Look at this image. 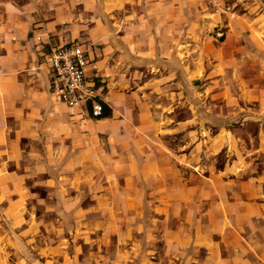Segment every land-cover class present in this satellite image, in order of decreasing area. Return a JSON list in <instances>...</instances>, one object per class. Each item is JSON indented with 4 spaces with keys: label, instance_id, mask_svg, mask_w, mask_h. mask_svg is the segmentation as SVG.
Listing matches in <instances>:
<instances>
[{
    "label": "crops",
    "instance_id": "obj_1",
    "mask_svg": "<svg viewBox=\"0 0 264 264\" xmlns=\"http://www.w3.org/2000/svg\"><path fill=\"white\" fill-rule=\"evenodd\" d=\"M221 2L0 0V264H264V0ZM73 42L107 117L50 94Z\"/></svg>",
    "mask_w": 264,
    "mask_h": 264
},
{
    "label": "built area",
    "instance_id": "obj_2",
    "mask_svg": "<svg viewBox=\"0 0 264 264\" xmlns=\"http://www.w3.org/2000/svg\"><path fill=\"white\" fill-rule=\"evenodd\" d=\"M206 2L215 11L232 13L231 7L222 4L221 0ZM217 34L222 35L219 31ZM88 63L86 49L80 43H68L53 49L48 57L49 91L54 100L69 107L86 104L90 114L98 117L102 113L103 104L95 94L94 85L85 79Z\"/></svg>",
    "mask_w": 264,
    "mask_h": 264
},
{
    "label": "rangeland",
    "instance_id": "obj_3",
    "mask_svg": "<svg viewBox=\"0 0 264 264\" xmlns=\"http://www.w3.org/2000/svg\"><path fill=\"white\" fill-rule=\"evenodd\" d=\"M39 189L40 188H38V190ZM49 216L50 213H46L44 218ZM0 230L2 231L3 229ZM72 244L77 245L74 247ZM9 247V249L7 248V250L10 252V258L7 259L9 264H108V262H110L109 260H98L97 257L96 259H89L86 252L87 245H81V242L73 243L72 241L71 245L66 243L62 254H54V259H52L50 255L45 254L46 249L44 245L38 249L34 247L31 248L30 245L22 244H12V246L9 245ZM105 247H107V245ZM111 252H114V246L109 244L108 254ZM40 254L43 255V257H38Z\"/></svg>",
    "mask_w": 264,
    "mask_h": 264
},
{
    "label": "trees",
    "instance_id": "obj_4",
    "mask_svg": "<svg viewBox=\"0 0 264 264\" xmlns=\"http://www.w3.org/2000/svg\"><path fill=\"white\" fill-rule=\"evenodd\" d=\"M103 108H102V113L101 115H99L98 117H107L111 114V111L110 109L105 105V103H103ZM89 106V105H88Z\"/></svg>",
    "mask_w": 264,
    "mask_h": 264
}]
</instances>
